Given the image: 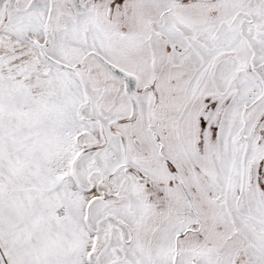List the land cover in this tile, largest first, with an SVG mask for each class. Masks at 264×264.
I'll return each mask as SVG.
<instances>
[{
    "label": "snow or ice",
    "instance_id": "1",
    "mask_svg": "<svg viewBox=\"0 0 264 264\" xmlns=\"http://www.w3.org/2000/svg\"><path fill=\"white\" fill-rule=\"evenodd\" d=\"M0 264H264V0H0Z\"/></svg>",
    "mask_w": 264,
    "mask_h": 264
}]
</instances>
